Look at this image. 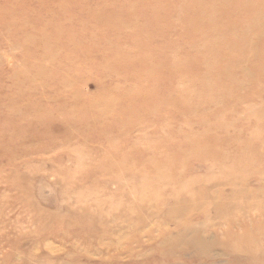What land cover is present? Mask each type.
I'll return each mask as SVG.
<instances>
[{
    "label": "rangeland",
    "instance_id": "374dc122",
    "mask_svg": "<svg viewBox=\"0 0 264 264\" xmlns=\"http://www.w3.org/2000/svg\"><path fill=\"white\" fill-rule=\"evenodd\" d=\"M0 264H264V0H0Z\"/></svg>",
    "mask_w": 264,
    "mask_h": 264
}]
</instances>
